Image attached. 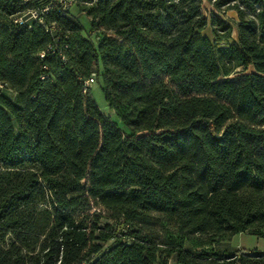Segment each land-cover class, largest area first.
Segmentation results:
<instances>
[{
    "label": "trees",
    "instance_id": "16d2710c",
    "mask_svg": "<svg viewBox=\"0 0 264 264\" xmlns=\"http://www.w3.org/2000/svg\"><path fill=\"white\" fill-rule=\"evenodd\" d=\"M203 1L79 3L52 37L0 0V264H264L222 245L264 237V0Z\"/></svg>",
    "mask_w": 264,
    "mask_h": 264
},
{
    "label": "rangeland",
    "instance_id": "374dc122",
    "mask_svg": "<svg viewBox=\"0 0 264 264\" xmlns=\"http://www.w3.org/2000/svg\"><path fill=\"white\" fill-rule=\"evenodd\" d=\"M214 10V7L207 2L206 0L202 3V13L203 16L208 18L209 12ZM71 13L76 16V19L79 21V23L84 27L88 28V19L85 15L79 13L75 7H72L70 9ZM220 15L223 16L228 22H230L234 28V32L232 33L231 40L235 38V21H237V15L234 10L230 9H222L220 11ZM202 35L209 38L211 41H213V37L210 33L209 28L205 29L202 32ZM224 44L225 42H221ZM90 93L92 98L94 99L95 103L99 107L102 113L106 114L110 119L115 121L119 126L122 127L119 120L116 118L114 113L109 109L107 106L104 95L102 92V79L101 77L95 79V81L90 86ZM9 98H12L11 94H6ZM106 216V214H103ZM103 222H106L107 220L105 218L102 219ZM222 245H229L232 248H241L245 250H251V249H257V250H264V237H257L254 235H250L247 233H238L233 235L230 239H227L223 241ZM168 264H174L173 259L169 261Z\"/></svg>",
    "mask_w": 264,
    "mask_h": 264
},
{
    "label": "built area",
    "instance_id": "2783aa9c",
    "mask_svg": "<svg viewBox=\"0 0 264 264\" xmlns=\"http://www.w3.org/2000/svg\"><path fill=\"white\" fill-rule=\"evenodd\" d=\"M23 10L12 17V22L20 27L31 28L33 25L41 26L44 31L52 37L56 34V27L53 22L47 21V16L56 11L58 14L65 15L77 4H91L94 0H17ZM44 56V52L39 54ZM44 79V77H41ZM95 81L92 74L83 83L82 92L90 89L91 84ZM6 84L0 81V90L5 89Z\"/></svg>",
    "mask_w": 264,
    "mask_h": 264
}]
</instances>
